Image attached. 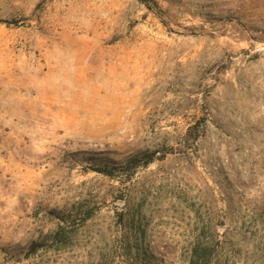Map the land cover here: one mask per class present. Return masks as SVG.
I'll use <instances>...</instances> for the list:
<instances>
[{
    "label": "rangeland",
    "instance_id": "rangeland-1",
    "mask_svg": "<svg viewBox=\"0 0 264 264\" xmlns=\"http://www.w3.org/2000/svg\"><path fill=\"white\" fill-rule=\"evenodd\" d=\"M0 264H264V0H0Z\"/></svg>",
    "mask_w": 264,
    "mask_h": 264
},
{
    "label": "trees",
    "instance_id": "trees-1",
    "mask_svg": "<svg viewBox=\"0 0 264 264\" xmlns=\"http://www.w3.org/2000/svg\"><path fill=\"white\" fill-rule=\"evenodd\" d=\"M151 160H152V159H151V158H149V160H147V161H145V162H147V164H148V163H150V162H151ZM100 170H101V168H100ZM102 170H104V171H107V169H102Z\"/></svg>",
    "mask_w": 264,
    "mask_h": 264
}]
</instances>
